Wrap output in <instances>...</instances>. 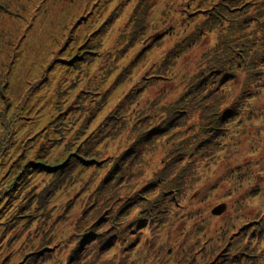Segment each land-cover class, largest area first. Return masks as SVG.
Wrapping results in <instances>:
<instances>
[{
  "label": "rangeland",
  "instance_id": "374dc122",
  "mask_svg": "<svg viewBox=\"0 0 264 264\" xmlns=\"http://www.w3.org/2000/svg\"><path fill=\"white\" fill-rule=\"evenodd\" d=\"M238 1L0 0V264H223L248 238L264 0Z\"/></svg>",
  "mask_w": 264,
  "mask_h": 264
},
{
  "label": "trees",
  "instance_id": "16d2710c",
  "mask_svg": "<svg viewBox=\"0 0 264 264\" xmlns=\"http://www.w3.org/2000/svg\"><path fill=\"white\" fill-rule=\"evenodd\" d=\"M243 2L240 4V6H243ZM239 1L238 0H232L228 5L221 8L219 12L214 14L213 16H216L219 18L221 15L225 16L226 13L233 12L236 10H240L238 8ZM242 28V27H241ZM261 30L264 37V22L261 23ZM247 45L240 46V49L242 51H247ZM225 56L228 57L227 60H230V62L233 63L234 56V50L233 48L230 49V52L223 53ZM264 56V50L260 53ZM259 59V52H257L256 56H253L252 58L248 57H242L238 62V68L235 70H232L230 73H228L229 76L234 77L237 80V76L240 72H247L248 73V82H251L252 80H257L259 77V68H257L255 71H252L253 64ZM225 64V63H224ZM223 68L217 69L216 71L221 74L223 73ZM201 83V82H200ZM200 83H196L192 88H197ZM191 89V88H190ZM208 130V129H207ZM213 133L208 137L212 138ZM73 158L71 160H66L67 163H72ZM258 215V213H257ZM260 218L257 219V216H255L253 219H251L250 223L253 224V227L248 234V238H246V235L241 237L239 241H235L236 243H232V246L230 247V251L225 254V258L223 259V264H262L264 263V214L261 215L259 213ZM93 233V232H92Z\"/></svg>",
  "mask_w": 264,
  "mask_h": 264
},
{
  "label": "water",
  "instance_id": "95a60500",
  "mask_svg": "<svg viewBox=\"0 0 264 264\" xmlns=\"http://www.w3.org/2000/svg\"><path fill=\"white\" fill-rule=\"evenodd\" d=\"M227 210L226 204H220L212 210V214L216 216L222 215Z\"/></svg>",
  "mask_w": 264,
  "mask_h": 264
}]
</instances>
